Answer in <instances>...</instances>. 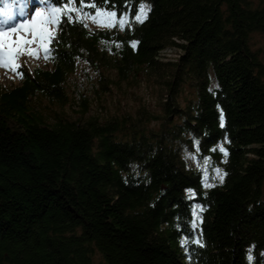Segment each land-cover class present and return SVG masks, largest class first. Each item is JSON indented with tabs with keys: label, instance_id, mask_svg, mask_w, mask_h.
Here are the masks:
<instances>
[{
	"label": "trees",
	"instance_id": "obj_1",
	"mask_svg": "<svg viewBox=\"0 0 264 264\" xmlns=\"http://www.w3.org/2000/svg\"><path fill=\"white\" fill-rule=\"evenodd\" d=\"M95 3L130 16L140 3L151 11L123 29L64 19L51 66L22 60L20 85L0 87V264H96V253L105 264H264V58L253 43L264 35V0ZM79 61L102 86L153 81L161 111L142 103L103 119L87 115L84 99L81 117L46 121L31 99L69 104ZM184 86L192 96L183 106ZM219 145L226 156L210 151ZM188 153L211 157L214 186L204 187ZM195 203L204 211L193 233Z\"/></svg>",
	"mask_w": 264,
	"mask_h": 264
},
{
	"label": "snow or ice",
	"instance_id": "obj_2",
	"mask_svg": "<svg viewBox=\"0 0 264 264\" xmlns=\"http://www.w3.org/2000/svg\"><path fill=\"white\" fill-rule=\"evenodd\" d=\"M4 7H0V16L6 17L4 26L0 27V67H5L10 71L16 72L21 77L23 73L19 71L21 65L19 58L27 56L30 58L39 59L41 51L44 58H50L52 52L51 43L55 39L53 35V29L59 28L61 22L67 19L71 23L81 22L85 27L86 19H91L101 27L108 28H125L133 21L136 23H143L147 18V13L151 11L150 6L145 3H140L138 9L133 15L130 16L127 9L123 13H120L115 6L111 8H105L104 4L97 5L95 0H57L56 3H49L47 10L36 9L34 16L21 23L13 24L16 15H26L31 9L29 8V0H2ZM48 2V0H45ZM137 42H133L132 46L136 47ZM38 47L34 46L37 45ZM118 46V45H117ZM221 127H223V115H221ZM196 151H200L199 141H195ZM219 150L225 156L227 150L223 145L213 147L210 149L212 152ZM190 159L197 160L200 172L204 175V187H212L214 185L208 182V165L211 157H196L191 156ZM203 160V165L199 164V160ZM219 179L222 181L226 173H222L221 169H212ZM187 198L189 200H196L197 193L195 189H187ZM204 211L203 206L199 203H195L191 207V217L189 223L193 233H195L198 223L202 222L201 213ZM179 228V225H177ZM193 244L203 246L198 237H193ZM189 243L188 237H184L181 240L182 246H187ZM251 248L248 250L247 259L253 260L251 255ZM264 257V253L261 254ZM189 255V259H190Z\"/></svg>",
	"mask_w": 264,
	"mask_h": 264
},
{
	"label": "rangeland",
	"instance_id": "obj_3",
	"mask_svg": "<svg viewBox=\"0 0 264 264\" xmlns=\"http://www.w3.org/2000/svg\"><path fill=\"white\" fill-rule=\"evenodd\" d=\"M36 9H44L38 7ZM35 9V10H36ZM35 10L30 11V14L23 19H18L14 24L24 22L34 16ZM0 27L1 23H0ZM53 29V35L55 34ZM254 48L264 58V35L255 33L253 37ZM38 47L37 45H34ZM175 57L171 55L169 57ZM172 57V58H173ZM22 60H27L30 67L32 66H51L50 60L44 58L41 51L40 58H30L21 56ZM168 58V57H167ZM21 61V60H19ZM48 64V65H47ZM20 71V70H19ZM107 75L112 79H116V73L113 70L107 72ZM101 74L94 72L85 61H79L76 71L70 73L66 83V91L69 94L70 102L66 106L54 103L48 98L39 95L31 99L32 107H35L43 115V118L48 122H55L59 118L75 120L81 115L79 114L84 103V99L89 104L90 109L87 115H99L103 119L121 114L123 112L136 111L137 107L142 103H146L155 113L161 111L159 101L164 95L159 85L153 81L149 82L147 78L141 76L137 83L116 82L113 84H101ZM21 76L14 71H10L5 67H0V87L8 88L20 85ZM106 83V82H105ZM192 90L189 86H184L181 90V101L184 106L188 99L192 96ZM75 99V102L73 101ZM78 102V103H77ZM191 154H187V158L195 163V159H190ZM209 173V171H208ZM94 260L96 264H105L98 253L95 254Z\"/></svg>",
	"mask_w": 264,
	"mask_h": 264
}]
</instances>
